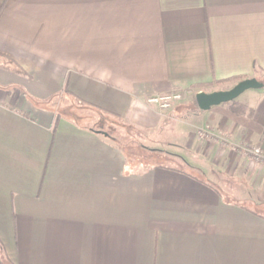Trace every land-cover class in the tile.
Masks as SVG:
<instances>
[{
    "label": "crops",
    "instance_id": "0c3cea01",
    "mask_svg": "<svg viewBox=\"0 0 264 264\" xmlns=\"http://www.w3.org/2000/svg\"><path fill=\"white\" fill-rule=\"evenodd\" d=\"M0 60V264H264V124L189 103L264 83V0H0Z\"/></svg>",
    "mask_w": 264,
    "mask_h": 264
},
{
    "label": "water",
    "instance_id": "95a60500",
    "mask_svg": "<svg viewBox=\"0 0 264 264\" xmlns=\"http://www.w3.org/2000/svg\"><path fill=\"white\" fill-rule=\"evenodd\" d=\"M264 85L256 77L242 79L229 89L215 90L212 92L200 91L196 94L197 104L202 110L212 106L227 103L238 98L243 92L251 88H260Z\"/></svg>",
    "mask_w": 264,
    "mask_h": 264
},
{
    "label": "built area",
    "instance_id": "2783aa9c",
    "mask_svg": "<svg viewBox=\"0 0 264 264\" xmlns=\"http://www.w3.org/2000/svg\"><path fill=\"white\" fill-rule=\"evenodd\" d=\"M182 98L181 91H173L164 95H155L148 98L149 103L158 104L161 108H170L174 100H179ZM200 135L206 137L207 130H201ZM212 138L213 135H212ZM247 152L249 153L251 159L256 162L264 163V149L259 145L248 147Z\"/></svg>",
    "mask_w": 264,
    "mask_h": 264
},
{
    "label": "rangeland",
    "instance_id": "374dc122",
    "mask_svg": "<svg viewBox=\"0 0 264 264\" xmlns=\"http://www.w3.org/2000/svg\"><path fill=\"white\" fill-rule=\"evenodd\" d=\"M5 60H0V65H1V62H4ZM5 63H7V62H5ZM7 64H10V63H7ZM13 65V64H12ZM181 91V90H180ZM181 93H182V98L181 99H179V100H174L173 102H172V106H174L175 104H179V103H183V102H185L184 100H185V93L184 92H182L181 91ZM246 95V94H245ZM244 95L242 96H239L238 98H236L237 100H242V99H244ZM196 96H193V98L191 99V101L189 102L190 103V105L192 104V105H194V103H195V105H196ZM32 100H33V102L35 103V104H37V102H35L36 100L35 99H33L32 98ZM187 101V100H186ZM49 102H57V104H58V108H60L62 105H63V103H64V96L63 95H59V96H55L52 100H50V101H48L47 103H49ZM188 102V101H187ZM186 102V103H187ZM49 106H50V104H49ZM56 109V108H55ZM59 110V109H58ZM60 111V110H59ZM205 130H208V129H206V128H204ZM203 129V130H204ZM116 130H119V128H117ZM213 139V138H212ZM141 141H142V138H140V144L139 143H132V144H128L127 146H129L130 147V149H131V153L136 157V158H138V157H141L143 154H144V152H143V145H141ZM129 149V148H128ZM1 252V251H0Z\"/></svg>",
    "mask_w": 264,
    "mask_h": 264
},
{
    "label": "trees",
    "instance_id": "16d2710c",
    "mask_svg": "<svg viewBox=\"0 0 264 264\" xmlns=\"http://www.w3.org/2000/svg\"><path fill=\"white\" fill-rule=\"evenodd\" d=\"M240 78L242 79L245 77H240V76L234 77L232 80L236 81ZM64 90L66 91V87L64 88ZM195 102L197 104V100ZM230 103H233L237 110H242V111L248 112L251 116H253L255 118V120L264 124V113L259 112V111H255V109H253L251 107H247L245 104L240 103L237 99L231 101ZM58 119H59V117L56 118L54 129H56V123H57ZM1 261L3 264H13L9 259L6 262H4L3 260H1Z\"/></svg>",
    "mask_w": 264,
    "mask_h": 264
}]
</instances>
